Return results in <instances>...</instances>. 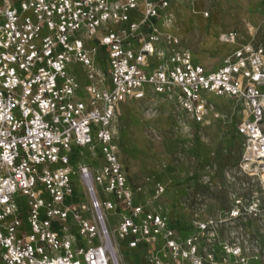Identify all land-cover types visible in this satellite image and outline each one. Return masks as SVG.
<instances>
[{
	"label": "built area",
	"instance_id": "obj_1",
	"mask_svg": "<svg viewBox=\"0 0 264 264\" xmlns=\"http://www.w3.org/2000/svg\"><path fill=\"white\" fill-rule=\"evenodd\" d=\"M176 1L0 0V264H120L106 217L117 209V237L145 250V264H215L199 248L201 233L181 240L165 216L136 204L142 188L127 181L114 131L127 101L162 96L195 123L207 117L209 95L235 101L238 170L264 191V44L238 45L209 72L169 32ZM237 38L223 32L218 42ZM73 146L91 156L98 149L102 165L74 170ZM74 175L86 203L68 208ZM163 191L155 185L156 197ZM17 194L27 199L25 213Z\"/></svg>",
	"mask_w": 264,
	"mask_h": 264
},
{
	"label": "rangeland",
	"instance_id": "obj_2",
	"mask_svg": "<svg viewBox=\"0 0 264 264\" xmlns=\"http://www.w3.org/2000/svg\"><path fill=\"white\" fill-rule=\"evenodd\" d=\"M172 14L169 32L180 39L194 63L209 72L238 45L250 41L264 44V0H177L172 4ZM131 16L139 20V15ZM223 32L236 33L237 45L220 44L218 36ZM158 65L155 62L154 66ZM99 67L104 69V64ZM75 68L84 85L83 69ZM83 97L84 93H79L78 98ZM207 102L210 106L202 123L193 122L162 96L149 95L122 104L114 127L120 162L129 185L142 188L136 204L165 216L179 239L201 233L199 248L211 251L215 264H264V191L238 170L243 141L236 134L235 124L241 118V108L231 99L213 95ZM71 156L74 170L80 163L102 165L98 149L91 156L88 149L73 146ZM71 180L73 196L64 203L68 208L78 200L86 203L77 176ZM157 184L164 190L159 197L154 192ZM100 196L113 201L110 195L100 192ZM15 199L25 213L27 199L19 194ZM232 211H239V215L231 217ZM121 213V209L106 213L120 264H145V250L130 249L129 240L117 237ZM198 225L209 226L201 232ZM72 234L76 235V229ZM161 247V242L156 244L154 253ZM238 250L240 256L229 252Z\"/></svg>",
	"mask_w": 264,
	"mask_h": 264
},
{
	"label": "crops",
	"instance_id": "obj_3",
	"mask_svg": "<svg viewBox=\"0 0 264 264\" xmlns=\"http://www.w3.org/2000/svg\"><path fill=\"white\" fill-rule=\"evenodd\" d=\"M241 45V44H240ZM230 55V54H229Z\"/></svg>",
	"mask_w": 264,
	"mask_h": 264
}]
</instances>
